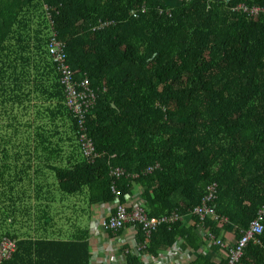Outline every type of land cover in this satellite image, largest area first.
Returning <instances> with one entry per match:
<instances>
[{
    "label": "trees",
    "instance_id": "trees-1",
    "mask_svg": "<svg viewBox=\"0 0 264 264\" xmlns=\"http://www.w3.org/2000/svg\"><path fill=\"white\" fill-rule=\"evenodd\" d=\"M239 5L264 0H0V257L5 241L15 243L0 264H20L27 245L17 227L39 222L33 209L50 207L40 194L52 190L85 193L91 206L114 203V186L131 210L138 188L149 218H184L147 239L137 229L146 245L127 264L178 240L197 254L190 264H215L199 253L208 234L241 238L264 208V14L248 18ZM52 29L75 80L86 76L96 95L86 127L100 157L91 164L47 51ZM114 168L136 178L115 180ZM213 183L219 220L206 218L201 237L190 213ZM258 239L244 264H264V230ZM76 247L75 260L51 251L36 264H88V245Z\"/></svg>",
    "mask_w": 264,
    "mask_h": 264
},
{
    "label": "crops",
    "instance_id": "crops-1",
    "mask_svg": "<svg viewBox=\"0 0 264 264\" xmlns=\"http://www.w3.org/2000/svg\"><path fill=\"white\" fill-rule=\"evenodd\" d=\"M38 162L31 158L30 164L34 167ZM49 176V174H48ZM134 179L136 176H129ZM51 178V175L49 177ZM140 190L133 188L128 204L138 203L142 205ZM33 196V193H30ZM40 199L52 201L50 207L33 209L35 215H42L39 222L19 223L18 230L23 233L22 241L27 245L19 250V263L23 264L32 261L34 264L40 259H45L54 252L55 258L59 262L68 259H76L74 255L76 246L86 243L88 245V264H127L126 256L130 253L136 255L137 251V234L136 228L126 226L115 233L105 231L101 228V220L113 212L115 201L111 204H98L89 206L85 200V193L78 197H67L56 190L43 191ZM116 200V198H115ZM45 205V203H43ZM43 207V206H42ZM261 209L264 210L262 207ZM260 209V210H261ZM264 216V215H263ZM44 217L50 218L49 223H45ZM184 221V218L182 219ZM186 220L185 222H187ZM196 233L204 237V231L201 228L196 229ZM225 242L234 245L233 231L224 233ZM66 245H69L66 247ZM31 246V247H30ZM213 244L208 242L207 245L199 250L200 254L207 255L214 263L223 259V251L213 250ZM197 254L190 249L182 248V241L162 252L157 258L147 254L141 256L142 264H190Z\"/></svg>",
    "mask_w": 264,
    "mask_h": 264
},
{
    "label": "built area",
    "instance_id": "built-area-1",
    "mask_svg": "<svg viewBox=\"0 0 264 264\" xmlns=\"http://www.w3.org/2000/svg\"><path fill=\"white\" fill-rule=\"evenodd\" d=\"M235 11L245 14L248 18H254L260 14H264V8H248L244 5L237 6ZM132 15L135 16L133 12ZM47 51L52 63L55 65L56 71L60 76V84L63 86L65 93V105L77 120L78 143L81 155L87 163H94L100 155L96 152L94 143L88 135L86 118L95 105L96 95L91 90L86 76L80 81L75 80L74 75L67 64L65 44L64 42L58 40V37L53 29L51 30V34L49 36ZM156 168H158L157 165L154 169ZM152 170V168L147 169V173H151ZM110 176L115 180L125 176L129 177L120 168L111 169ZM111 190L116 197L115 207L112 213L101 220L100 226L105 231L115 233L126 226H131L133 228L140 229L147 239L157 230L158 227L162 225H172L175 222L182 221L183 219V217H180L176 213L160 218H149L144 212L142 206L138 203L132 204L131 210H128V208L119 203L117 199L119 192H117L114 186L111 187ZM217 194L218 188L216 183L210 184L207 186L205 196L202 198L200 204L191 211L190 215L197 217L200 221V225H198L199 228H201V223L206 218L219 220V217L215 214L214 210V202L217 199ZM263 215L264 210H259L256 218L252 220L248 228L242 232L241 238L234 245L216 240L212 235L208 234L210 242L219 247L224 254L223 259L216 261L215 264H244L242 259L246 246L249 243H260L258 237L261 236L264 230L262 225ZM206 234L207 233H205L204 236ZM145 245L146 241L142 245L138 246L137 251L140 252L144 250ZM14 250L15 243L5 241L2 245L0 263L2 260L9 259Z\"/></svg>",
    "mask_w": 264,
    "mask_h": 264
},
{
    "label": "rangeland",
    "instance_id": "rangeland-1",
    "mask_svg": "<svg viewBox=\"0 0 264 264\" xmlns=\"http://www.w3.org/2000/svg\"><path fill=\"white\" fill-rule=\"evenodd\" d=\"M36 161L38 162L37 164H38L39 166L43 165L42 161H38V160H36Z\"/></svg>",
    "mask_w": 264,
    "mask_h": 264
}]
</instances>
